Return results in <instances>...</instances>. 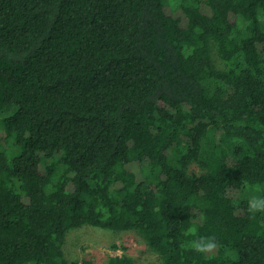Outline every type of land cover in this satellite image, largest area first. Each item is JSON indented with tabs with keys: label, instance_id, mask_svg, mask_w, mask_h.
Returning <instances> with one entry per match:
<instances>
[{
	"label": "trees",
	"instance_id": "trees-1",
	"mask_svg": "<svg viewBox=\"0 0 264 264\" xmlns=\"http://www.w3.org/2000/svg\"><path fill=\"white\" fill-rule=\"evenodd\" d=\"M174 1L0 0V264H95L84 225L264 264V0Z\"/></svg>",
	"mask_w": 264,
	"mask_h": 264
},
{
	"label": "rangeland",
	"instance_id": "rangeland-1",
	"mask_svg": "<svg viewBox=\"0 0 264 264\" xmlns=\"http://www.w3.org/2000/svg\"><path fill=\"white\" fill-rule=\"evenodd\" d=\"M171 1L176 8V1ZM163 2L171 4L170 0ZM63 250L69 260L81 261L86 258L95 264H104L109 256L123 253L132 256L140 264H161L160 256L132 230L117 231L89 225L72 228L67 233Z\"/></svg>",
	"mask_w": 264,
	"mask_h": 264
},
{
	"label": "clouds",
	"instance_id": "clouds-1",
	"mask_svg": "<svg viewBox=\"0 0 264 264\" xmlns=\"http://www.w3.org/2000/svg\"><path fill=\"white\" fill-rule=\"evenodd\" d=\"M247 210L250 214L264 213V195H252L247 200ZM185 236L193 237L187 242V248L199 254L211 255L218 247L215 236H200L194 226L186 229Z\"/></svg>",
	"mask_w": 264,
	"mask_h": 264
}]
</instances>
